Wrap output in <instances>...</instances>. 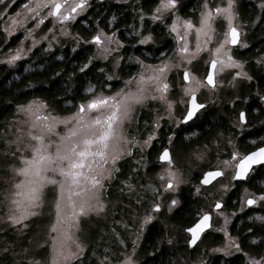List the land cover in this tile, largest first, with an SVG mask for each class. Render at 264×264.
<instances>
[{
    "label": "snow or ice",
    "instance_id": "1",
    "mask_svg": "<svg viewBox=\"0 0 264 264\" xmlns=\"http://www.w3.org/2000/svg\"><path fill=\"white\" fill-rule=\"evenodd\" d=\"M16 0H0V19H6V25H0L3 33L11 36L24 29L25 24L33 21V28L24 29L25 39L32 37L35 28H38L44 21L51 18L54 23H59L62 27V35H67V29L63 27L65 22L75 20L80 12L87 7V0H25L21 8L15 13H10ZM177 0H159V4L153 10L152 19L159 21L166 10L173 9ZM264 8V2L259 5ZM234 0H226L225 6L217 5L209 7V0H204L202 11L200 12L198 26L191 20L182 22L183 34H181V21L179 17H173L169 25L170 33H175L176 48L174 56L168 60H163L158 65H145L140 63V72L125 82V88H121L111 95L103 93L90 95L83 98L77 105L76 111L67 117H57L48 112V105L43 101H29L26 105H19L17 111L26 115L23 122L26 125V135L29 143L9 146L10 151L4 153L8 160L13 161L7 170L12 173L15 179L11 183V190L5 194L8 200L9 212L7 221L12 225H19L28 217L39 215L35 209L42 208L46 197L51 194L50 208L53 219L49 225L50 245L45 242L43 246L50 247V264H77L84 254L85 246L79 241L76 232L79 230L80 218L88 217L90 214L99 215L106 209L103 200L104 193L107 192V185L110 184L121 169L118 163L124 157L133 154V147H139L143 152L156 136L155 129L160 127L158 122L153 123V131L143 141V146L133 136L129 138L123 125L125 121L131 122L132 115L137 106H143L147 100H160L167 105L168 119L171 123L174 117L175 101L167 99L169 85L165 80L167 73L175 70L181 85L182 97L180 104L183 106L182 115L175 118L176 124H183L193 120L198 116L199 110L205 107L199 103L197 93L203 88L215 89L217 77L226 70H236L232 73L233 79L244 78L251 80L252 77L245 72V62L235 59L231 54L233 46L246 47L240 42V33L234 26L236 13L233 11ZM23 10V11H21ZM217 17H222L226 22V30L222 33V39H216V32L213 22ZM141 15V20H143ZM195 31V46L189 45V31ZM53 29L49 28L48 32ZM77 39H80L77 37ZM152 39L151 34L144 35L139 41L147 43ZM116 43L122 47L119 41L115 40V34L106 35L103 30H97L90 40L96 46L97 55L102 59H109L111 49L109 46ZM23 44V40L20 42ZM33 43L38 41L33 40ZM215 45L210 47V45ZM51 45H49L50 47ZM31 51V49H29ZM24 53L23 48L17 47L13 52L9 49L6 58L8 64H12L20 59ZM203 53H208L209 59L205 61V75L198 78L195 73V64ZM175 62H172V61ZM89 58L88 63H91ZM257 63H264V57H260ZM88 63L83 65L81 71L88 67ZM112 79V77H108ZM133 82L135 87H132ZM232 81H229L231 83ZM92 93V88L88 89ZM156 93V94H153ZM260 99L264 101V96ZM95 113L93 115L92 113ZM47 113V114H44ZM238 123L241 126L246 124V114L243 110L238 112ZM58 126H63L64 131H58ZM22 129L18 128L17 132ZM172 136L168 137V144L160 151L157 160L165 166L157 173L160 181V189L163 191H173L176 186L183 181L181 168L177 166V161L173 157L171 145ZM214 143V141H213ZM253 150L241 153L238 150L224 153L228 158L220 160L217 153V164L209 163L207 170L200 173L199 183L196 191L202 187H211L214 183L224 177L229 169L232 171L233 180H242L253 169L255 165L264 164V138L259 145L252 141ZM228 146L233 147L231 139ZM208 145L194 150L192 156L196 160H203L208 154ZM143 159V158H142ZM141 161L136 163L139 165ZM219 165H223L220 167ZM136 171V169H133ZM129 178L120 181L125 188L132 190L133 185L128 182ZM227 191V185H221ZM146 190L155 193V200H159V192L155 185L148 184ZM264 201V192L259 195L249 193L244 190L241 197L243 205H254L257 201ZM139 203V200L137 201ZM178 201H170L169 211L172 210ZM220 200L212 201L209 211H200L190 225L183 229L190 234L187 240L189 246L196 243L200 234L210 227L212 212L221 210ZM161 204L154 202L151 209L145 214L136 226L137 239L143 235L144 228L153 221V212H159ZM223 215V212L220 213ZM225 225L228 217L225 216ZM251 219V217H250ZM264 220V217H256ZM116 223H120L117 221ZM128 228V225H122ZM226 237L224 247L215 251L229 253V249L241 252L245 256L246 264H264V251L259 255H251L243 252L242 246L236 238L230 237L226 227L220 229ZM251 231V230H250ZM55 233V235H52ZM116 241L119 245H124L126 240L115 233ZM172 243L171 240L168 241ZM264 243V241H262ZM132 251H135L137 240H132ZM6 251V250H5ZM105 256L98 261V264H111L113 259L117 264H136L132 255L127 253H111L105 249ZM95 255V253H93ZM123 255V259L120 256ZM30 264H39V261H31Z\"/></svg>",
    "mask_w": 264,
    "mask_h": 264
},
{
    "label": "trees",
    "instance_id": "2",
    "mask_svg": "<svg viewBox=\"0 0 264 264\" xmlns=\"http://www.w3.org/2000/svg\"><path fill=\"white\" fill-rule=\"evenodd\" d=\"M22 3L24 0H18ZM180 12L185 15H194L195 8L201 0H179ZM158 0H128L124 3L109 1L93 12L92 18L85 22V25L75 24L74 29L87 35L94 32L96 26L103 25L116 31L124 42L122 47L123 63L119 68L124 75L131 74L135 64H129L132 57L155 62L161 61L173 52L175 42L168 29V22L163 20L145 19L143 22V31L137 33L140 29L138 22L140 10L150 12ZM243 8L248 17H252L257 12V8L249 7L247 2H243ZM19 5V3H18ZM250 10V11H249ZM253 13V14H252ZM94 20V21H93ZM97 20V25L94 22ZM2 19H0L1 25ZM150 32L154 35L155 42L144 46L140 43L143 35ZM21 33L17 32L7 36L0 29V47L9 48L15 46L21 39ZM252 43L250 48L238 51L237 55L244 59L253 60L259 54L264 53V12L259 24L252 32ZM93 47L90 44H81L74 46L72 41L64 40L61 46H56L51 51H45L43 46H37L26 57L17 62L16 65L0 62V130L5 126L8 120L14 115L18 105L26 104L32 99L40 98L56 107L59 112H71L83 98H87L86 88L94 85L96 89L105 88L110 85L109 89L117 88L122 81L118 79H109L112 72L110 61L93 59ZM91 63H88L89 58ZM88 63V67L83 65ZM30 66V70L25 72V68ZM133 73V72H132ZM146 116V114H145ZM221 120L217 118V121ZM204 121H198L199 128L204 126ZM162 127V138L154 141V144L146 150L143 156H146V168L137 165L135 157L140 153L136 149L130 157H124L117 165L121 169L116 178L107 185L105 197L114 203L110 206L111 213L106 217L93 218L95 225L89 230V243L84 251L83 256L77 264H98V261L105 256V249L111 253H123L131 245L130 231L135 226L133 220V209L143 213L153 200L149 190L145 186L151 183V176L156 173L158 168V151L166 143L165 132H170V123L164 120ZM138 127L143 129L141 118L138 121ZM192 128L180 126L177 128L176 143L180 146L188 145L185 141L184 134L189 133ZM136 169V171H133ZM195 173V172H194ZM200 177L199 172L194 175L195 181ZM128 179L133 185L132 190L125 188L120 181ZM139 200V203L137 201ZM181 205L178 206L171 214L172 222L179 224L181 228L189 225L194 214L198 211L200 203L193 194V187L186 186L181 192ZM145 209L143 210V207ZM33 220L29 221V228L25 234H19L15 228L0 231V264H30V261L24 257L20 251L27 246H31L29 238L39 229L34 226ZM120 221V223H116ZM128 225V228L122 225ZM264 226L258 224L256 231L262 234ZM36 231H35V230ZM34 230V231H33ZM33 231L32 233H30ZM115 233L126 240L124 245H119L115 238ZM167 228L165 224L156 220L146 228L143 238L142 251L146 257L140 264H170L177 253L187 251V244L184 242L181 246L168 245L165 243ZM183 242L182 239L179 240ZM246 249L254 254L264 251V243L259 242L250 244L245 242ZM127 247V248H125ZM47 248L39 250V254L46 252ZM6 250V251H5ZM95 253V255L93 254ZM185 253V252H184ZM122 255L120 256V258ZM243 255H235L226 260L220 256L211 258V264H242ZM116 262L115 259L111 261Z\"/></svg>",
    "mask_w": 264,
    "mask_h": 264
},
{
    "label": "rangeland",
    "instance_id": "3",
    "mask_svg": "<svg viewBox=\"0 0 264 264\" xmlns=\"http://www.w3.org/2000/svg\"><path fill=\"white\" fill-rule=\"evenodd\" d=\"M114 1L116 3H124V2H127L128 0H114ZM24 2L25 0L22 1V3L16 0V3L14 4V6L10 9V13H15L18 9L21 8V4H23ZM243 2H247L249 4V7L251 8L252 7L257 8V12L255 14L252 13L253 14L252 17L247 16L243 8V5H244ZM262 2H264V0H234L233 11L237 15L233 23H234V26H236L240 30V33H241L240 42L246 45V47L233 46L231 49V54L234 56L235 59L245 62L243 70L247 72L248 75H249V71L247 67L248 63L245 61L246 59L239 57L237 53L240 50H245L247 48H250L251 45L253 44L252 43V32L254 28L259 24L262 14L264 12V8H261L259 6ZM203 3H204V0H201L198 6L194 9L195 10L194 15H189V16L183 15L179 9V4H180L179 0H177V4L173 9H169L163 13H158V14L162 16L161 20L165 22H168L167 18H169L168 19L169 22L167 26L171 25L173 17H179L181 21L180 31H181V34H183L182 22L184 20H191L194 25L198 26L200 12L202 11ZM158 4H159V0L153 6L150 12H147L142 9L140 10V12L138 13L140 16L138 18V22L140 23V29L137 30L138 34L140 33L141 35L144 29L143 21L145 19L150 18L151 20H153L151 18L152 13ZM225 4H226V0H209L210 8H214L217 5L225 6ZM0 10H2V8H0ZM85 11L86 9L83 12H80L79 14L84 13ZM141 15H143L144 17L143 20H141ZM74 22L75 20L65 22L63 27L67 29L68 34L62 35L61 25L59 23H54L51 18H48L38 28L34 29L32 33V37L25 39L24 29L33 28V21L29 20L25 24L24 29H18L17 32H20L22 35H21L20 41L15 46H12L9 48L0 47V62L7 63L6 58L9 53V49H11L14 52L17 49V47H21L23 48L24 53H26V54L22 53L20 59L10 64V65H16L19 60L26 58L37 46H43L45 51H51L55 49L56 46H61L64 43V40L72 41L74 46L76 47L81 44H90L93 47V54L91 55V57L93 59L105 60V59L100 58L97 55V49L94 44L85 43V41L90 40V37L94 35L97 30H103L106 35L115 34V40L119 41L122 47L124 46V42L119 36V34L112 29V24H110L109 27H105L99 24L98 26H96L93 33L85 35L79 32L77 29H74L75 27ZM7 23L8 21L6 19H2L1 25H6ZM49 28H52L53 31L48 32ZM213 28L215 29V32L217 34L216 39L217 40L222 39V33L226 30V22L222 19V17H217V19L213 22ZM147 34H151V37H152L151 40L154 41V35L150 32H147ZM171 35L173 36L172 38L175 42V47H174V50H175L177 46L176 39H175L176 34L171 33ZM77 37H79L80 39H77ZM22 40H23V44L20 43ZM33 40L38 41V43L34 44ZM49 45L51 46L49 47ZM189 45L190 47L195 46L194 29L189 31ZM214 46H215L214 44L210 45V47H214ZM109 47L111 49H114V51L111 52L109 59H107L108 61H110V64L112 66V72L109 75V77H112V79H118L122 81V83L119 87L114 88L112 90L109 89L110 85H106L105 88H99V89H96L94 85H91L86 88L87 98L90 95L100 94V93L111 95L117 90L121 88H125L126 86L125 82L129 81L130 79L134 80V77L140 72L141 68H140L139 62H143V64L145 65H158L163 60H168L174 56V50H173V52H171L167 57H165L161 61L148 62V61H143L141 59H138L137 57H132L129 64H135V68L132 71L133 73L131 72V74L124 75L119 69L123 63V55L121 53L122 47H118L115 42L112 43ZM29 49H31V51H29ZM260 57H264V53L259 54L255 58V60H257ZM208 59H209L208 53H203L201 57L199 58V62L195 64V73L198 78H202L203 75H205V68H206L205 61ZM172 62H175V61L173 60ZM30 69H31L30 66H27L25 68V72H28ZM234 71L236 70L229 69L223 73H220L217 77L218 86L215 90H212L211 88L201 89L198 93L200 97L202 98V101L209 102L212 105L218 104V106H222L223 104L225 105L228 103H232L238 97L239 85L248 80L244 78L233 79L232 73ZM165 80L169 85V91L166 94L167 99L173 100L176 102L174 105V117L171 123L169 122V119H168L167 105L162 103L158 99L155 101H152L149 99L145 102L143 106H137L132 115L131 122L129 123L125 121L123 125L126 135L129 138L134 136L136 140L139 142L140 146H143V141L153 131V123L158 122L160 124V127L155 129L156 136L154 137L153 141L148 146L144 147L143 152L140 151L139 147H133V150L136 149L140 153L137 157H135V162L141 161L140 164L144 166V168H146V165H147L146 163L147 157L143 156V154H145L146 150H148L154 144L155 140L160 139L158 136L160 135L161 129L164 126V123H163L164 120H167L174 128L177 126H178L177 128H179L181 126V124H176L175 122V118L181 116L184 110L183 106L180 104V100L182 97V92L180 90L181 85L179 83V78L175 70L167 73ZM229 81H232V82L229 83ZM219 86H223L224 91L230 90V94L218 92ZM90 87L92 88V93L88 92V89ZM132 87H135L134 82L132 84ZM153 94H156V93H153ZM31 101L45 102L44 100L40 98L32 99ZM26 104H21V105H26ZM47 105H48V112H51L52 115L61 117V118L70 116L73 112L76 111V108H75L73 111L68 112V113L59 112L57 111L55 106L48 104V103ZM17 108L15 110L14 115L8 120V122L5 124L2 130H0V231H4L10 228H15L19 232V234L23 235L26 233L27 229L30 227L28 222L33 220L32 222L34 223L35 228L37 227L39 230L29 238L30 244L32 243L31 246H27L23 250H20V251L24 254V257L28 259L30 262L39 261V264H50V247L49 246L47 245L43 246L47 248L46 249L47 251L42 254H39V250L43 248L41 245H45L46 241L48 242V245H50L51 243L49 239V230H48L49 225L53 219L52 210L50 208V204H51L50 191H49V195L45 199V203L43 207L39 209H35V211L40 213L39 215L34 216V217H28L27 219L22 221L21 224L19 225H12L11 223L7 221V215L9 212V208L11 206L9 205L8 200L5 199V194L11 190V183L15 179V177L12 175V173H10L7 170L8 165L13 164L14 162L11 160H8L7 157L4 155V153L12 150L9 148L10 145L13 146L14 148L16 144H20V146L23 147L24 144L29 143L26 135L23 134L24 132L27 131L26 125L23 123L26 120V115L18 112ZM44 114H47V113H44ZM92 114L95 115L94 112ZM140 118H141V122L143 123V128H146L144 131L143 129L138 127V121L140 120ZM18 128L22 129V131L17 132ZM58 131L63 132L64 131L63 126H58ZM172 138H173V143L171 145V148L173 151V157L177 161V166L181 168L182 179L184 182L178 184L175 190L173 191H163L162 189H160L159 187L160 181L156 177H157V173H159L162 167H164L165 165L162 162H159L157 160L158 168L156 169V173L151 176L152 180L150 184H153L157 187L158 192L160 194L159 200L156 201L155 200L156 194L150 191V194L152 195L153 200L150 203V205L147 207V209H145L146 206H144L143 210L145 209V211L143 213H140L141 211L139 212L138 210L133 209L134 211L133 220H135V226L132 228L133 230L130 231L129 241L131 242V245H129L128 249H125L123 252L129 255H132L133 259L136 261V264H140L141 261L146 257V254L143 253L142 251V245H143L142 243H143L144 233L149 224L145 226L143 235L140 236L139 239H137L136 226L139 225L140 219L149 212L154 202H158L161 204V210L159 212H153L152 215L154 216L153 221L160 220L165 224L167 228V236L165 238V243H167L168 245H171L172 247L181 246L182 243L184 242L187 243L186 234L183 233V228H181L179 224L171 221L170 216H171V213L176 209V207L179 206V203L181 201L180 198H181L182 189L186 186H190V185L194 186L193 190H195V194L197 196L196 199L199 201L198 203H200L199 209H201L202 211L209 207L210 200H217V199L225 200L227 192L233 186L231 176H229V173H227L225 178H221V180L214 183V185H212L211 187H202L201 190L197 192L196 186L198 184H193V177L195 173L199 172V175H200L201 171L206 170V166L209 163H213L216 165L217 159H212V161H210L208 159V154H207L203 160H196L195 157L192 156V152L202 147L203 145H197L189 149V146L188 148H186L185 146L182 147L179 144H177L176 140L174 139V136ZM185 141L187 142L189 141L187 139V135H185ZM166 143H168V138L166 140ZM219 159L223 160L222 158H219ZM219 166H223V165H219ZM221 185H227V191H225L221 187ZM102 198L106 204V209L104 212L100 213L99 215H96L93 213V214H90L88 217L80 218L79 230L76 232V236L78 237L79 241L85 246V250L89 243V230L93 225H95V220L93 218L106 217L107 214L111 213L112 208H110V206H114V203L110 201L109 199H107L105 197V194L103 195ZM173 199L178 201V203L174 207H172L171 211H169V204H170V201ZM222 221H225L224 217L222 218ZM33 231H31L30 233H32ZM52 235H55V233H52ZM180 239H182L183 242H180L179 241ZM132 240H137V245H136L134 252L132 251V248H133ZM169 240H171L172 243H169L168 242ZM224 244H225V241L222 243H215V244L211 242H204L201 244L200 249L197 250L194 254H192V257H189L190 253L188 252V250L183 251V252L177 253L178 255L173 256L174 258L170 260V264H201L205 259H207L212 254H216L218 252L221 253L222 251H215V249L224 247ZM202 249H206V250H202ZM232 252H236V251L229 249V253H232ZM259 254L260 253L251 254V255H259ZM121 259H123V255ZM112 264H117V262H112Z\"/></svg>",
    "mask_w": 264,
    "mask_h": 264
},
{
    "label": "flooded vegetation",
    "instance_id": "4",
    "mask_svg": "<svg viewBox=\"0 0 264 264\" xmlns=\"http://www.w3.org/2000/svg\"><path fill=\"white\" fill-rule=\"evenodd\" d=\"M109 1L115 2L114 0H87L86 11L78 14L74 23L86 26L87 24L84 23L92 18L93 12ZM95 21L94 25L96 26L97 20ZM153 42H155V40L142 44L146 46ZM245 61L248 63L247 67L252 79L239 85L238 97L232 103L223 104L222 106H218V104L212 105L209 102H203L199 93H197L199 102L204 104L205 107L199 110L198 116L194 117L193 120L181 124L182 126H186V128H192L189 133L184 134V138L185 135H187V139L189 140L188 145H185V147L188 148L189 146L190 149L197 145L207 144L209 146L208 159L210 161H212V159H217V153H219V158L226 159L228 157L224 153L231 152L232 150H238L241 153L251 151L254 147L252 141H255L258 146L261 139L264 138V101L260 99L261 96H264V63H257L255 59H246ZM216 79L218 86V78ZM218 92L230 94V90L224 91L223 86L218 87ZM240 110H243L246 114V124L244 126L238 123L237 117ZM217 118L221 120L217 121ZM202 120L204 121V126L199 128V124L197 123ZM169 125L170 132H165V139L167 140L169 136H174L176 140L178 126L174 128L171 124ZM158 137L160 139L162 138V132H160ZM229 139H231L233 147L228 146ZM167 144L168 143H165L159 148L158 155ZM227 173L231 176L233 186L227 192L226 199L220 200L223 206L222 209L212 212L210 227L203 232L198 242L192 247L186 243L188 247L187 250L190 253L189 257H192V254L199 250L201 244L204 242H211L214 244L224 242L226 237L224 232L220 230L224 227H226L229 236L236 238L237 242L241 244L243 252L254 254V252L246 249L245 242L254 245L264 241V228L262 234H258L256 231L258 224L264 226V220L256 219V217H264V201L258 200L254 205H243L241 201L245 189H247L249 193H254L256 195L264 192V164L253 166L248 176L242 180H233L232 171L230 169L225 172L223 178H225ZM199 178L195 181L193 177V184H198ZM219 180L221 179H218V181ZM192 187L194 188V186ZM193 194L197 197L195 190H193ZM181 201L179 206L181 205ZM212 201L214 200H210L209 207L202 211H209ZM199 207L191 221H193L197 213L201 211ZM221 211L223 215L220 214ZM225 216L228 217L229 221L227 225H225V221H222V218ZM189 225L185 226L183 229ZM183 233L186 234V238L189 240L191 237L190 234L184 231ZM235 255L241 256L243 254L241 252H232L228 254H225V252H218L209 256L201 264H211V258L214 256H220L226 260ZM243 257L244 261L242 264H246L245 256L243 255Z\"/></svg>",
    "mask_w": 264,
    "mask_h": 264
},
{
    "label": "water",
    "instance_id": "5",
    "mask_svg": "<svg viewBox=\"0 0 264 264\" xmlns=\"http://www.w3.org/2000/svg\"><path fill=\"white\" fill-rule=\"evenodd\" d=\"M238 31H239V33H240V30H239V29H238ZM240 38H241V33H240ZM199 103H200V102H199ZM186 123H187V122H186ZM221 204H222V203H221ZM209 223H211V220H210ZM207 229H208V228H207ZM205 230H206V229H205ZM202 234H203V233L200 234V237L202 236ZM200 237L197 239L196 243L198 242V240L200 239ZM190 238H191V237H190ZM196 243H195V244H196ZM195 244L191 245V247L194 246Z\"/></svg>",
    "mask_w": 264,
    "mask_h": 264
}]
</instances>
